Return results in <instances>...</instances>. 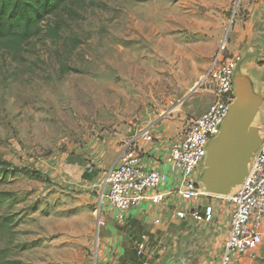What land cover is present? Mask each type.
<instances>
[{
  "label": "rangeland",
  "instance_id": "374dc122",
  "mask_svg": "<svg viewBox=\"0 0 264 264\" xmlns=\"http://www.w3.org/2000/svg\"><path fill=\"white\" fill-rule=\"evenodd\" d=\"M226 1L79 0L20 52L0 50V264H95L100 189L77 186L69 165L86 176L99 158L107 172L112 149L154 121L169 143L184 136L232 37L238 2Z\"/></svg>",
  "mask_w": 264,
  "mask_h": 264
},
{
  "label": "crops",
  "instance_id": "0c3cea01",
  "mask_svg": "<svg viewBox=\"0 0 264 264\" xmlns=\"http://www.w3.org/2000/svg\"><path fill=\"white\" fill-rule=\"evenodd\" d=\"M235 1L238 9L236 7L233 12L234 27L228 52L243 57L253 54L255 62L251 65L259 63L258 66L264 69V2ZM204 94L210 96L209 104L196 116L185 111L183 114L187 118L194 120L212 105L215 100L213 89L198 95ZM164 132L162 123L154 121L139 130L132 143L122 148L114 147L108 155V158L115 157L111 169L118 164L122 152L135 149L145 169L163 172L167 180L149 193L148 200L134 207L124 222L115 220L114 210L106 203L100 206L102 244L95 264H140L143 259L138 255V249L142 243L146 246L144 259L149 264H220L230 234L233 204L227 197L216 196L189 201L179 193L180 175L165 163L173 143H169L170 138ZM149 135L152 140L148 139ZM98 159L95 168H91L86 176L79 161L74 166L69 165L70 171H66L74 175L77 186L104 179L107 173L103 167L105 160ZM102 191L101 188L99 198ZM209 208L212 209L211 216H207ZM194 209L204 216L203 221L193 219ZM179 213L184 216L180 217ZM236 264H264V245L249 256L237 258Z\"/></svg>",
  "mask_w": 264,
  "mask_h": 264
},
{
  "label": "built area",
  "instance_id": "2783aa9c",
  "mask_svg": "<svg viewBox=\"0 0 264 264\" xmlns=\"http://www.w3.org/2000/svg\"><path fill=\"white\" fill-rule=\"evenodd\" d=\"M227 48L228 42L225 39L209 73L214 84V102L205 113L191 121L184 136L172 144L165 159V163L180 175L179 193L189 201L209 196L198 187L196 175L203 166L208 143L219 134L235 99L233 76L243 56L227 54ZM148 139L152 140V137L149 135ZM166 180L165 173L145 169L140 155L133 150H126L121 153L118 164L107 171L101 182L81 184V187L85 190L102 188L101 204L106 203L114 210L117 222H124L129 212L148 200L149 193ZM228 198L233 204V210L230 234L220 264H236L237 258L249 256L264 245V144L245 184L235 196ZM211 213L212 209L209 208L207 216H211ZM178 215L184 216L183 213ZM192 217L199 222L204 219L197 209H194ZM145 249L142 243L138 249V255L143 259L140 264H149L144 259Z\"/></svg>",
  "mask_w": 264,
  "mask_h": 264
},
{
  "label": "water",
  "instance_id": "95a60500",
  "mask_svg": "<svg viewBox=\"0 0 264 264\" xmlns=\"http://www.w3.org/2000/svg\"><path fill=\"white\" fill-rule=\"evenodd\" d=\"M247 71L241 69L244 62ZM246 54L234 76L235 99L220 127L219 134L207 146L198 187L216 197H233L245 184L254 160L264 144V119H258L264 107V69ZM255 72V76L250 72Z\"/></svg>",
  "mask_w": 264,
  "mask_h": 264
},
{
  "label": "trees",
  "instance_id": "16d2710c",
  "mask_svg": "<svg viewBox=\"0 0 264 264\" xmlns=\"http://www.w3.org/2000/svg\"><path fill=\"white\" fill-rule=\"evenodd\" d=\"M79 0H0V50L16 54L43 32V23L63 12ZM92 3V2H91ZM90 3V4H91ZM61 24L52 31L58 36ZM9 165L0 162V168Z\"/></svg>",
  "mask_w": 264,
  "mask_h": 264
}]
</instances>
